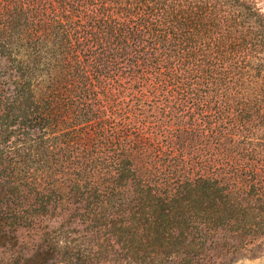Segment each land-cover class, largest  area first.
Returning a JSON list of instances; mask_svg holds the SVG:
<instances>
[{"label":"trees","instance_id":"obj_1","mask_svg":"<svg viewBox=\"0 0 264 264\" xmlns=\"http://www.w3.org/2000/svg\"><path fill=\"white\" fill-rule=\"evenodd\" d=\"M264 254V0H0V264Z\"/></svg>","mask_w":264,"mask_h":264},{"label":"rangeland","instance_id":"obj_2","mask_svg":"<svg viewBox=\"0 0 264 264\" xmlns=\"http://www.w3.org/2000/svg\"><path fill=\"white\" fill-rule=\"evenodd\" d=\"M237 264H264V254L261 257L253 259V260H244Z\"/></svg>","mask_w":264,"mask_h":264}]
</instances>
